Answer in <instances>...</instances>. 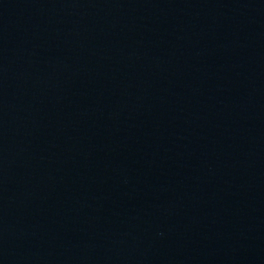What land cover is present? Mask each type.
<instances>
[{
    "label": "water",
    "instance_id": "water-1",
    "mask_svg": "<svg viewBox=\"0 0 264 264\" xmlns=\"http://www.w3.org/2000/svg\"><path fill=\"white\" fill-rule=\"evenodd\" d=\"M0 264H264V0H0Z\"/></svg>",
    "mask_w": 264,
    "mask_h": 264
}]
</instances>
